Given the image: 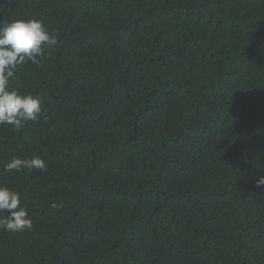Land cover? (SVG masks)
I'll return each instance as SVG.
<instances>
[{
    "label": "trees",
    "instance_id": "obj_1",
    "mask_svg": "<svg viewBox=\"0 0 264 264\" xmlns=\"http://www.w3.org/2000/svg\"><path fill=\"white\" fill-rule=\"evenodd\" d=\"M14 19L57 43L12 81L39 120L0 125L33 221L0 264H264V0H0Z\"/></svg>",
    "mask_w": 264,
    "mask_h": 264
},
{
    "label": "clouds",
    "instance_id": "obj_2",
    "mask_svg": "<svg viewBox=\"0 0 264 264\" xmlns=\"http://www.w3.org/2000/svg\"><path fill=\"white\" fill-rule=\"evenodd\" d=\"M57 43L43 22L36 19H14L0 24V125H9L20 130L28 121H38L42 114L41 99L31 93L22 94L12 86L19 65L31 61L38 63L45 56V46ZM22 168H46L39 156L31 159L13 157L6 163L5 171H20ZM264 185V176L256 181ZM33 221L26 207L22 206L20 194L11 187L0 185V229L19 232L31 229Z\"/></svg>",
    "mask_w": 264,
    "mask_h": 264
}]
</instances>
